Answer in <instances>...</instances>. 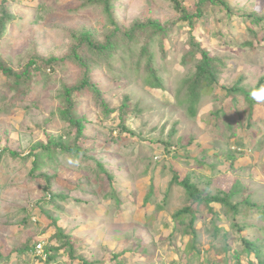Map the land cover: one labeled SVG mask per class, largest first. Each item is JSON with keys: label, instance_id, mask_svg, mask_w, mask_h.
Listing matches in <instances>:
<instances>
[{"label": "rangeland", "instance_id": "obj_1", "mask_svg": "<svg viewBox=\"0 0 264 264\" xmlns=\"http://www.w3.org/2000/svg\"><path fill=\"white\" fill-rule=\"evenodd\" d=\"M180 1L189 12L194 11L198 2V0ZM24 2L18 4L9 0L8 4L11 5L15 18L8 27L7 36L0 43L2 56L7 60H12L15 64L19 62L20 56L28 53L31 48H36L41 53L61 48L64 45L63 38L66 29L92 27L100 31L101 24L105 20L100 16L99 9L88 8L79 0H44L47 4V11L43 13L45 14L44 19H40L37 14V1L24 0ZM228 2L234 9L254 10L264 14V0H228ZM116 5V19L125 27L130 26L136 19L145 21L148 18L156 19L164 26L175 21L180 24V17L169 0H118ZM223 16L224 13L218 12L216 17L211 16L208 21L203 20L198 25L200 41L214 55L223 56L229 60L223 76L225 80L231 82L239 77H244L251 87L260 82L264 83L262 51L253 54L245 47L233 48L216 40L218 36L216 31L219 29H224V32L231 33L236 37L241 35L240 41L248 38L244 27H241L240 17L233 18L236 24L231 23L226 26L222 22L217 23V20ZM179 24L170 26L173 28L172 39L171 42H165L168 46V57L164 61L160 59L158 62V66L163 71L167 69L171 73L170 76L164 74L166 78L164 92L156 89L150 90L149 87H146L141 77L144 72L129 78L117 79L113 78L106 68L99 69L96 71L94 79L104 100L111 108L121 106L124 97L130 96L133 105L140 104L144 112L138 116L129 115L125 122L129 131L123 132L122 127H119L118 113H113L111 118L103 119L101 109L96 108L94 100L90 96L82 97L80 115L87 118L85 123L87 138L81 143L86 149V154L77 160H68L66 157L59 159L64 163H60L58 166L60 179H55L54 189L59 187V191L69 195L72 200L64 207L63 214H57L53 209L49 212L60 216L58 226L75 237L78 254L91 262H96L95 264H120V261L122 264H172L171 261L180 264L178 259L184 257L183 251L177 253L170 251L166 245L162 247L160 244L158 248L156 246L158 232L162 229L161 221L166 218L168 213L157 212L156 222L144 225L145 215L147 216V213L152 212L154 208L150 207L145 210L139 208L143 205V199L153 183V179H155L159 190L166 189V184H163L165 178H160L164 163H173L182 176L197 169L194 158L198 157L203 149L192 145L189 148L190 153H187L172 146L170 147L172 154L167 155L164 152L165 146L159 143L160 139H163L164 142L168 141L170 129L174 124H177L178 136L185 139L184 143H187L192 135H199L198 142L202 145L216 143L214 140V142H209L208 137L202 134L205 125L200 120V118L208 117L209 109H212L211 106L201 110L196 124L187 119L175 105L176 86L172 81L182 71L180 60L187 40L184 31H188L185 24ZM158 57H160V53ZM116 67L120 69V63ZM121 73V71L118 72V74ZM70 78L67 76L66 81L71 82ZM1 80L0 153L4 147L10 146L15 151L21 152L22 156H26L30 153L32 146L39 141L47 143L48 136L56 139L66 132L68 127L57 113L59 103L51 95L60 87L59 80L56 83L41 82L37 84L32 90L33 94L21 97V100H16L15 92L3 86L5 78L3 77ZM228 105L231 110L228 108L226 111L223 110L226 115L234 113V106L231 105L230 100L226 101L222 108H226ZM218 106L219 104H214L213 107L217 109ZM238 109L244 113L243 120L246 122V118L249 117L248 105L240 100ZM257 119L261 123L257 122ZM253 121H256L254 128L260 130L262 134L256 139L255 145L252 144L253 150L248 152L244 156L245 158L236 161L237 169L242 167L241 170H237L235 174L227 172V168L221 174L214 173L209 168L202 169V171L206 175L219 174L213 176V189L224 188L229 192L234 181L239 180L253 193L252 195H236L232 198V202L242 203L252 196L250 200L258 207L264 205V112L259 106L254 110ZM164 126L166 128L162 134ZM152 139L154 140L152 141ZM241 146V141L236 140L230 151L233 152L235 148ZM176 152L182 158L181 160L173 157ZM211 154L212 152L209 153V155ZM148 158H152V162ZM146 159L150 162L147 172L148 162ZM94 160L103 165L106 173L116 177L117 188L125 190V197H128V202L134 205V212L132 211L134 209L131 208V211L124 213V219H127L124 222L115 221L111 214L105 215V211L95 212L94 205H82L81 203V201L98 202L97 197L91 193L96 190V181L99 178L102 179L100 182L103 181L108 186L107 175L104 171L100 172V168L97 167ZM32 161L25 168H21L20 160L8 162L6 159L0 160V252L5 255L11 254V258L2 259L1 264H39L37 257L40 256L44 259V252H37V257H24L17 255L15 249L20 247L21 241H26L30 234L37 235L38 239L43 241L41 243L43 249L45 243L48 244L53 240L55 229L51 227L48 230L50 220L43 215L40 204H38V202L50 199L49 196H44V191L40 186L45 182L38 179L39 184L37 185L28 180ZM213 161L212 158L210 162ZM220 161L222 162V160ZM76 162L78 163L76 164ZM74 163L75 166H73ZM47 170L49 175H53L54 172L49 167ZM85 183L86 185L82 186ZM79 185L85 188L84 192L77 189ZM23 208L30 212L28 215L31 216L32 222L30 230L19 234L23 228L18 229L17 221L22 219L23 215L18 211ZM132 213H134L133 219L130 218ZM235 221L242 228L241 235L231 226L232 221L225 217L216 227L221 228L222 233L223 229L228 233L229 241L236 249H243L242 236L253 240L264 235L262 210L258 208L253 210L248 218L238 216ZM201 224H198L199 228ZM208 229L214 234L213 226L209 225ZM188 241L189 238L185 237L183 244ZM205 244H207L206 239H204ZM206 247L208 248V245ZM123 251H129V253L123 254L117 259L116 255H121ZM65 259L64 255L60 260L61 264L65 263Z\"/></svg>", "mask_w": 264, "mask_h": 264}, {"label": "trees", "instance_id": "obj_2", "mask_svg": "<svg viewBox=\"0 0 264 264\" xmlns=\"http://www.w3.org/2000/svg\"><path fill=\"white\" fill-rule=\"evenodd\" d=\"M13 1L18 4L25 3L22 0ZM34 1H37L36 8L39 18L44 19L45 14L43 13L47 11V4L44 0L42 2L41 0ZM79 1L88 8L99 9L100 16L105 19L101 24L100 31L92 27L66 29L63 38L64 45L62 44L61 48L52 49L48 53H41L36 48H31L28 53L20 56V60L16 64L10 59L7 60L0 52V84L4 77L3 86L15 92L16 100L33 94L34 86L36 87L41 82L49 84L59 80L61 84L51 95L59 103L57 113L68 127L66 132L56 139L48 136L47 143L39 141L32 146L30 153L26 156H22L21 152L15 151L10 146L4 147L0 153V160L6 159L7 162L20 160L21 168H25L33 160L28 173L29 182L37 185L39 184L38 179L45 182L40 186L44 191V196L47 195L50 199L38 202V204H40L43 215L50 220L48 230L51 227L55 229L53 240L48 244L45 243L43 249L45 258L36 256L37 247L43 241L38 239L35 234H30L26 241L22 240L20 247L15 249L19 256L39 258V264H61L60 260L64 255L66 256L64 264L96 263L80 256L75 246L77 243L75 237L58 226L61 217L57 214H63L64 207L72 200L69 195L60 192L59 187L54 189L55 179H60L58 166L60 163H64L59 159L66 157L68 160H77L86 154V149L81 143L87 138L85 135L87 118L80 115L82 97L90 96L94 100L96 108L101 109L103 119L111 118L113 113H118L119 127H122L123 132L129 131L125 126L129 115L138 116L144 112L140 104L133 105L130 96L124 97L121 106L111 108L104 100L94 79L95 73L99 69L106 68L113 78L117 79L129 78L144 72V75L141 76L144 85L150 90L156 89L164 92L166 85L164 74L170 76L171 73L167 69L163 71L158 66V62L160 59L164 61L168 57V46L165 42H171L172 39L173 28L170 26L179 24L178 21H175L164 26L160 21L148 18L145 21L136 19L130 26L125 27L118 22L115 16L118 0ZM169 1L172 2L173 9L180 17V24H185L188 27V31H184L187 40L180 60L182 71L172 81L176 86L175 105L187 119L196 124L201 110L211 106L212 109H209L208 117L200 118V120L205 125L202 134L208 137L209 142L214 140L216 143L202 145L198 142L199 135H192L187 143H184L185 139L178 136L177 124H174L170 129L167 142L160 139L159 143L165 146L164 152L167 155L172 154L170 151L172 146L187 153H190L189 148L192 145L203 150L198 157L194 158L197 169L187 172L184 176L177 171L173 163L163 164L160 178H165L163 184H166V189L159 190L155 179H153V183L143 199V205L139 207L143 210L154 208L152 212L147 213V216L145 215L144 225L155 223L157 212L168 213L166 218L161 221L162 229L158 232L156 246L158 248L160 244L162 247L166 245L170 251L177 253L183 251L184 257L178 259L180 264H183V261L184 264H264V235L253 240L242 236L243 249H236L230 243L228 233L224 229L222 233L221 228L216 227L225 217L232 221L231 226L241 235L242 228L236 224V218L242 216L246 219L253 210L258 208L262 210L264 222V205L257 207L250 200L252 196L242 203H233L234 196L252 195L253 193L239 180L234 181L229 192L224 188L213 189V176L223 173L225 168L232 174L241 170L242 167L237 169L236 161L243 159L248 152L253 150L252 144L255 145L256 139L262 134L260 130L254 128L256 121H253V113L257 106L264 112V103L255 101L250 93L253 89L264 87V83L260 82L251 87L244 77H239L231 82L225 80L223 76L229 60L226 57L214 55L200 41L198 34V25L203 20L208 21L211 16L216 17L218 12L224 13V16L219 18L217 23L222 22L226 26L233 24V18L238 16L241 19V27H244L248 38L240 41L241 35L236 37L231 33L224 32V29H219L216 31L218 35L216 40L233 48L245 47L253 54L262 51L264 57V14L254 10L234 9L228 0H198L192 12H189L180 0ZM11 8L7 0H1L0 43L7 36L8 27L15 18ZM180 28L182 27L180 26ZM159 53L160 57H158ZM118 63H120V69L116 67ZM119 71L122 73L118 74ZM67 76L71 77V82L66 81ZM168 80L170 81L169 78ZM228 100L234 106V113L226 115L224 111L227 108L231 110V107L228 105V107L222 108V106ZM240 100L244 101L249 108V117L246 118V122L243 120L244 113L238 109ZM212 102L219 104L217 109L213 107ZM257 122L261 123L259 119ZM165 128L166 126L163 127L162 134ZM236 140L241 141L242 146L231 152V147H234ZM210 152H212L211 155H209ZM173 157L177 160L182 159L177 152ZM212 158L214 161L210 162ZM148 159L152 162V158ZM146 161L148 162L147 159ZM95 163L100 168V172H105L99 161L96 160ZM149 166L150 162H148L146 172ZM48 167L54 172L53 175L47 173ZM205 168L219 174L206 175L202 171ZM71 173L73 174L72 171ZM105 174L108 178V186L103 181L100 182L102 179L99 178L96 181V190L91 193L97 197L98 202L81 201V203L82 205H94L95 212L105 211V215L111 214L115 221L124 222L127 220L124 219V213L131 211V208L134 209L132 210L134 212V205L128 202L125 190L117 188L116 177L110 173L105 172ZM84 185L86 183L82 186ZM82 186L77 187L80 192L85 191ZM44 207L47 211L43 209ZM51 209L57 214L50 213ZM18 212L23 215L22 219L17 221L18 229L23 228L19 232L21 234L25 230H30L32 220L28 215L30 212L24 208ZM133 214L130 217L132 219ZM199 223H202L200 228L198 227ZM209 225L215 228L214 234L208 229ZM262 231L264 230L262 229ZM185 237H188L189 241L183 244ZM204 239L207 243L205 245ZM126 253L129 251L121 252V255H116V258L118 259ZM10 256L11 254L5 255L0 252V264L2 259L8 260L11 258ZM171 262L172 264L176 263L175 261Z\"/></svg>", "mask_w": 264, "mask_h": 264}, {"label": "clouds", "instance_id": "obj_3", "mask_svg": "<svg viewBox=\"0 0 264 264\" xmlns=\"http://www.w3.org/2000/svg\"><path fill=\"white\" fill-rule=\"evenodd\" d=\"M22 1H24V0H22ZM7 2H9V0H7ZM250 95L258 103H264V87H261L260 89H253L251 91ZM69 163H72V161H69ZM42 247H43V245H42ZM41 252H43V249ZM41 252H39V253H41Z\"/></svg>", "mask_w": 264, "mask_h": 264}, {"label": "built area", "instance_id": "obj_4", "mask_svg": "<svg viewBox=\"0 0 264 264\" xmlns=\"http://www.w3.org/2000/svg\"><path fill=\"white\" fill-rule=\"evenodd\" d=\"M42 244H40L38 247H37V250H38V252H41L42 251Z\"/></svg>", "mask_w": 264, "mask_h": 264}]
</instances>
